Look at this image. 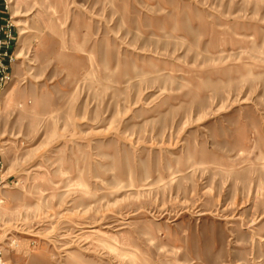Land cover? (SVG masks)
<instances>
[{"label":"rangeland","instance_id":"obj_1","mask_svg":"<svg viewBox=\"0 0 264 264\" xmlns=\"http://www.w3.org/2000/svg\"><path fill=\"white\" fill-rule=\"evenodd\" d=\"M3 1L6 264H264V0Z\"/></svg>","mask_w":264,"mask_h":264},{"label":"built area","instance_id":"obj_2","mask_svg":"<svg viewBox=\"0 0 264 264\" xmlns=\"http://www.w3.org/2000/svg\"><path fill=\"white\" fill-rule=\"evenodd\" d=\"M18 33L13 19L8 11L6 1L0 0V92L13 78L12 68L17 60L15 49ZM3 170L2 157L0 155V191L4 188L1 172ZM3 201L0 200V205ZM0 264H6L0 252Z\"/></svg>","mask_w":264,"mask_h":264},{"label":"bare ground","instance_id":"obj_3","mask_svg":"<svg viewBox=\"0 0 264 264\" xmlns=\"http://www.w3.org/2000/svg\"><path fill=\"white\" fill-rule=\"evenodd\" d=\"M10 3H12V1ZM13 17L16 18V14H14ZM16 23H18V22H16ZM18 26H20V25H18ZM22 34H24V32Z\"/></svg>","mask_w":264,"mask_h":264}]
</instances>
